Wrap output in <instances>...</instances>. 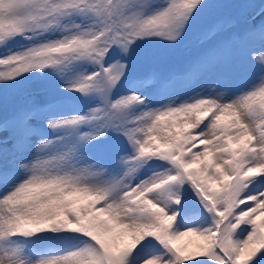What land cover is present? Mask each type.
<instances>
[{
  "label": "snow or ice",
  "instance_id": "6c2138e0",
  "mask_svg": "<svg viewBox=\"0 0 264 264\" xmlns=\"http://www.w3.org/2000/svg\"><path fill=\"white\" fill-rule=\"evenodd\" d=\"M0 264H264V0H0Z\"/></svg>",
  "mask_w": 264,
  "mask_h": 264
}]
</instances>
